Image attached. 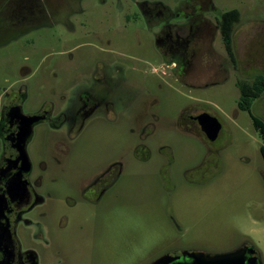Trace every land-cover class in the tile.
Returning <instances> with one entry per match:
<instances>
[{
    "label": "rangeland",
    "instance_id": "1",
    "mask_svg": "<svg viewBox=\"0 0 264 264\" xmlns=\"http://www.w3.org/2000/svg\"><path fill=\"white\" fill-rule=\"evenodd\" d=\"M131 1L105 0L100 5L96 0H82L81 9L98 11L95 17L113 5V11L126 9ZM146 1L159 2L176 13L186 0ZM14 5L13 0H0V33L9 25ZM212 5L216 15L231 10L240 15L231 36L235 64L230 62L220 36L213 48L225 69L213 72L210 67L201 78L186 83H176L171 70L165 69L166 63L161 65L151 36L147 37L142 64L116 58L112 118L109 123L96 124L104 130L89 128L78 137L69 170L73 177H80L99 157L118 158L125 146H135V132L129 133L135 128L132 123L125 124L130 121L125 109L131 111L133 119L134 107H139V98L144 96L148 103L153 100L151 112L160 117L159 122L152 121L155 128L147 143L148 160L138 164L127 159L125 173L96 209V219L88 217L83 232L76 233L71 227L63 235L60 258H54L52 251L42 264H62L60 259L71 264H149L166 252L190 247L209 254L249 247L264 264L261 140L247 112L237 106L240 92L236 85L264 76V0H212ZM82 20L78 15L71 18L76 33H80ZM88 37L81 40L75 34L67 35L60 24L46 25L0 46V106L23 84L25 113H33L45 103L59 108L69 82L74 89L79 82L84 84L76 81L77 71L91 67L88 60L99 56L96 42ZM127 40V35L115 38L122 49ZM131 44L134 41L130 38ZM83 60L87 64L82 65ZM23 68L31 73L24 82ZM154 68L166 75L152 73ZM184 109L215 117L221 124L218 138L208 142L201 134L178 131L174 125ZM251 112L264 122V95L253 101ZM45 127H37L27 145L35 166L52 137ZM204 160L216 165L206 167Z\"/></svg>",
    "mask_w": 264,
    "mask_h": 264
},
{
    "label": "flooded vegetation",
    "instance_id": "2",
    "mask_svg": "<svg viewBox=\"0 0 264 264\" xmlns=\"http://www.w3.org/2000/svg\"><path fill=\"white\" fill-rule=\"evenodd\" d=\"M13 1L15 7L10 23L1 28L0 46L38 26L60 24L67 35L73 37L75 34L81 40L89 36L96 42L94 47L99 55L94 61L88 60L91 67L77 71L75 76L76 81L87 87L79 82L74 89L69 82L59 108L45 103L37 111L25 113L23 84L7 95L5 103L0 106V264H42L52 251L54 258H60L63 235L71 227L76 233L83 232L88 217L96 219V209L103 205L106 196L114 191L125 173L127 159L138 164L148 160L147 143L155 128L152 121H160V117L151 112L153 100L148 103L144 96L139 98V107H134L133 119L131 111L125 109L130 119L125 124L132 123L135 128L129 130V133L135 132L138 140L135 146H125L118 158L115 155L99 157L80 177H73L69 170L78 137L89 128L103 129L96 125L98 121L105 124L112 118V77L116 72V58L142 64L146 61L147 37L151 36L161 65L166 63L165 69L171 70V78L176 83L197 80L210 67L213 72L222 71L225 65L213 46L216 37L220 36L222 41V30L226 28L223 14L226 12L216 15L212 0H186L176 13L159 2L133 0L126 9L113 11V5L109 11L93 17L98 11H82V0ZM96 3L104 4L105 0H96ZM74 15L84 18L79 22L80 33H76L71 22ZM239 21L238 13L232 34ZM124 35L128 40L126 48L122 49L117 46L115 38L118 36L121 40ZM130 38L134 44L128 45ZM84 60L82 65L87 64ZM230 62L235 64V59ZM159 71L162 76L166 75L156 68L152 73ZM21 76L24 82L31 73L23 68ZM66 76L71 77V74ZM201 113L184 109L176 119L175 128L184 134L203 136L194 119ZM21 115L38 118L29 127L23 144L26 163L20 159L17 149L21 129L26 128ZM41 124L52 132V137L47 143L49 148L38 156L35 166L27 154V145ZM202 165L212 167L216 163L204 160ZM68 183L71 186H67ZM194 252L205 253L190 247L166 252L158 258L166 255L173 259L166 264H193L188 255ZM58 263L70 262L60 259Z\"/></svg>",
    "mask_w": 264,
    "mask_h": 264
},
{
    "label": "water",
    "instance_id": "3",
    "mask_svg": "<svg viewBox=\"0 0 264 264\" xmlns=\"http://www.w3.org/2000/svg\"><path fill=\"white\" fill-rule=\"evenodd\" d=\"M22 121L26 125V128L22 131L21 136L18 137V151L20 153V159L26 163V155L24 151V141L29 134V127L32 123L36 122L38 118L25 117L21 115ZM200 132L208 142H214L220 133L221 124L218 120L207 114L201 113L195 118ZM193 259V264H260V261L253 248L241 247L235 251L223 254H205L194 252L188 255ZM173 260L168 256H162L155 260L152 264H166L168 261Z\"/></svg>",
    "mask_w": 264,
    "mask_h": 264
},
{
    "label": "trees",
    "instance_id": "4",
    "mask_svg": "<svg viewBox=\"0 0 264 264\" xmlns=\"http://www.w3.org/2000/svg\"><path fill=\"white\" fill-rule=\"evenodd\" d=\"M224 20H226V28L222 30V43L226 51L227 56L231 61L234 60V54L232 50V25L236 22L238 13L236 10H231L223 14ZM237 87L240 92V98L237 103L239 109L247 112L254 129L257 131L261 140V146L259 148V154L264 164V122L255 117L251 112V105L254 100L259 99L264 95V76H255L251 83L238 82Z\"/></svg>",
    "mask_w": 264,
    "mask_h": 264
}]
</instances>
